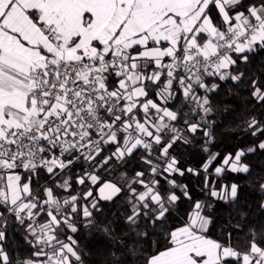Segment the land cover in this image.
Here are the masks:
<instances>
[{"label": "snow or ice", "instance_id": "snow-or-ice-1", "mask_svg": "<svg viewBox=\"0 0 264 264\" xmlns=\"http://www.w3.org/2000/svg\"><path fill=\"white\" fill-rule=\"evenodd\" d=\"M261 154L264 0H0V264H264Z\"/></svg>", "mask_w": 264, "mask_h": 264}, {"label": "trees", "instance_id": "trees-1", "mask_svg": "<svg viewBox=\"0 0 264 264\" xmlns=\"http://www.w3.org/2000/svg\"><path fill=\"white\" fill-rule=\"evenodd\" d=\"M223 104H229L227 110L224 109ZM240 102L231 96H224L223 103L220 109L215 115L216 133L218 137L217 149L221 152L231 150L239 144H243L245 139L239 138V132L236 125L243 120V116H238L237 113L240 111ZM200 160L198 155H194L188 161L190 164H196ZM250 161L255 169L259 172L264 173V154L250 157ZM238 183H241V190L239 193L240 205L239 208L249 213V222H255L260 216H264V213H260L253 216L259 208V202L264 199V193L258 191V184L255 182L252 185L245 183V177H233ZM217 213L220 220H224L228 217L229 213L235 215V211L230 209L228 205L218 204L213 210ZM122 227V226H121ZM119 231V229H118ZM20 236L17 235L15 240H19ZM84 241L86 248L91 253L89 264H101V261L108 257L110 251L113 250L111 241L101 235L95 234L91 237L81 236ZM127 261V264H132L135 259L133 256L128 255L123 257Z\"/></svg>", "mask_w": 264, "mask_h": 264}]
</instances>
